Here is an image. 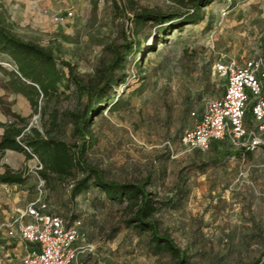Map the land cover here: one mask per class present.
<instances>
[{"label": "rangeland", "instance_id": "obj_1", "mask_svg": "<svg viewBox=\"0 0 264 264\" xmlns=\"http://www.w3.org/2000/svg\"><path fill=\"white\" fill-rule=\"evenodd\" d=\"M129 6L126 0H0V19L20 39L69 61L89 84L109 61V46L122 43L124 31L132 36ZM131 8L181 10L176 0H134ZM66 10L71 18L53 20ZM135 38L142 50L129 55L125 82L111 94L121 102L110 110L104 106L93 118L96 144L87 161L106 179L136 183L148 176L147 189L156 197L173 195L172 206L161 208L156 218L160 230L187 250L186 264H264V134L250 156L228 154L226 148L201 151L181 141L195 121L190 112L200 113L208 99L221 94L223 82L212 72L217 55L264 60V0H216L198 24L164 38L148 25ZM0 64L7 71L17 69L5 54ZM10 77L0 72V135L16 125L23 137L37 129L47 138L74 142L72 113L82 112L86 95L64 80L57 93L40 95L35 106L9 84ZM41 171L45 168L35 155L0 152V175L21 178L0 183V264H19L26 243L8 232L24 207L38 199L68 224L80 221L82 236L72 264L174 263L171 254L153 251L148 234L124 224L131 213L127 202L109 201L94 187L71 199V185L81 173L61 181Z\"/></svg>", "mask_w": 264, "mask_h": 264}, {"label": "trees", "instance_id": "obj_2", "mask_svg": "<svg viewBox=\"0 0 264 264\" xmlns=\"http://www.w3.org/2000/svg\"><path fill=\"white\" fill-rule=\"evenodd\" d=\"M181 10L160 11L148 8L135 10L131 8L134 0H126L132 11L128 17L131 30L123 32V41L109 46L111 57L99 70L97 80L86 84L73 71L69 61L58 58L51 49L42 47L34 42L25 41L14 35L7 25L0 19V58L5 54L14 61L16 71H7L0 64V72L11 74L9 84L17 91H23L30 96V100L37 105V98L42 95L48 97L58 91L64 80L71 81L80 93L87 97L81 113H72L74 142L47 138L37 129L25 136L22 128L16 125L5 127L0 135V152L6 149L22 151L26 156L35 155L46 170L56 174L61 181L74 176V172L82 176L74 179L70 188V197L88 191L91 187L104 193L106 199L112 202H127L130 215L124 224L148 234V241L155 253L166 252L174 258L173 264H186L188 252L180 248L167 232H162L156 214L163 207H171L173 195L159 199L150 190V177L140 182H126L106 179L104 172L98 166L87 161V151L96 144L92 132L93 118L98 116L106 107L110 110L117 106L121 99H114L111 94L115 87L125 82L124 69L130 54L141 52V44L136 35L146 26H153L158 37L164 38L175 30H181L186 25H195L204 19V9L216 0H176ZM128 33V34H129ZM66 67L68 75L62 67ZM7 111H9L7 109ZM1 125V123H0ZM20 136V137H19ZM229 143L213 141L210 147L214 151L226 148L228 154L250 156L251 151H234L227 148ZM199 150V149H198ZM21 178L9 173L0 175V183H18ZM182 183L178 179L175 191L181 190ZM257 260L252 264H256Z\"/></svg>", "mask_w": 264, "mask_h": 264}, {"label": "built area", "instance_id": "obj_3", "mask_svg": "<svg viewBox=\"0 0 264 264\" xmlns=\"http://www.w3.org/2000/svg\"><path fill=\"white\" fill-rule=\"evenodd\" d=\"M72 11L53 15L55 22L71 18ZM213 75L223 82L221 94L208 99L200 113L181 136L183 144L201 151L211 142L226 140L235 149L254 151L264 134V60L260 56L240 59L223 53L217 55ZM9 235L18 234L27 244L19 264H72L82 236L80 221L68 224L50 212L43 200L29 202L14 220Z\"/></svg>", "mask_w": 264, "mask_h": 264}, {"label": "crops", "instance_id": "obj_4", "mask_svg": "<svg viewBox=\"0 0 264 264\" xmlns=\"http://www.w3.org/2000/svg\"><path fill=\"white\" fill-rule=\"evenodd\" d=\"M23 1H24V0H23ZM9 2H10V0H9ZM16 6H17V4L12 5V7H15V8H16ZM26 248H27V244H26L25 250H26ZM25 250H24V251H25Z\"/></svg>", "mask_w": 264, "mask_h": 264}]
</instances>
